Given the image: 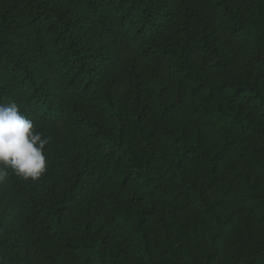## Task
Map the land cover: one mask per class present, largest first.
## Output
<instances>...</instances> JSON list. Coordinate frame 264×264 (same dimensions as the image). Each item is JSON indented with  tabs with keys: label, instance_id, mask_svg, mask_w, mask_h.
I'll return each instance as SVG.
<instances>
[{
	"label": "trees",
	"instance_id": "1",
	"mask_svg": "<svg viewBox=\"0 0 264 264\" xmlns=\"http://www.w3.org/2000/svg\"><path fill=\"white\" fill-rule=\"evenodd\" d=\"M254 2L258 12L251 18L239 0L0 1V104H17L44 136L53 126L98 140L94 152L78 148L81 161L65 148L57 178L45 173L29 186L10 173L14 187L0 182L6 203L0 221L6 214L13 222L26 219L64 249L60 255L44 247L39 264H126L129 258L142 264H264V247L248 256L239 247L230 261L223 260L221 242L239 213L224 215L226 200L209 201V191L225 179L219 162L228 153L229 137L264 136V122L242 119L234 107L239 103L264 118L263 74L248 70L239 80L229 57L234 43L256 46L252 59L264 67V2ZM19 5L29 17L23 31L13 17ZM204 65L218 69L220 77L212 79ZM170 78L182 79L195 97L193 114L222 132L223 140L204 138L202 125L192 134L188 126L171 123L183 98L181 91L166 98ZM126 96L137 103L150 96L160 107L158 140L156 129L145 130L142 116L125 115ZM219 97L224 99L215 104ZM96 153L106 160L98 162ZM193 158L203 180L188 178ZM259 168L264 175V162ZM109 182L117 184L106 194L113 204L109 219L126 240L118 242L111 230L100 236L92 217L75 218L72 232L67 220L74 201L93 192L94 183ZM256 183L245 182L236 196L264 225V198ZM176 188L207 219L188 212L187 223L188 204ZM16 194L24 199L17 202ZM239 239L232 240L239 245Z\"/></svg>",
	"mask_w": 264,
	"mask_h": 264
},
{
	"label": "rangeland",
	"instance_id": "2",
	"mask_svg": "<svg viewBox=\"0 0 264 264\" xmlns=\"http://www.w3.org/2000/svg\"><path fill=\"white\" fill-rule=\"evenodd\" d=\"M2 4H9L10 0H0ZM243 5V9L247 16L253 18V13L258 12L254 1L264 0H239ZM27 9L23 5H19L14 11V19L16 22L21 23L22 31L26 29L29 17L27 16ZM180 41L184 40V37L179 36ZM257 50L256 46L240 48L235 43L232 44L229 50V57L234 59V73L236 78L242 80V77L246 74L248 70H251V74L257 72H262L264 77V67L258 63H255L252 59L253 52ZM204 71L210 75L212 79L220 77L219 70L209 66L204 65ZM127 84L123 86V89ZM179 91L182 93L180 97L183 98L180 107L177 111L170 117L171 123H178L181 126H188L189 133L197 134L199 132L200 125L203 129L200 130L204 134V138L209 141H221L224 136L222 132L217 129L210 128L204 125L203 118L200 116L197 118V114H193L192 103L194 102V96H191L188 92L187 86H184L182 79L170 78L169 88L165 94L166 98H171L172 95H178ZM131 95V94H130ZM126 105L124 107L125 115L129 116H142V123L145 130L156 129V138L161 134V131L157 128L159 126L157 112L160 107L154 102L150 96H143L142 100L137 103L132 96H126ZM223 97L216 99L215 104H219ZM148 105H145V104ZM236 111L240 113V117L244 119L245 117H251L256 122H264V118L260 116L258 112H255L248 107L242 106L239 103L234 105ZM56 127H47V133L45 137L50 138L49 146L56 147L59 153L50 152L48 149L46 151V159L48 161L47 172L51 178H57L60 173L62 165L58 163L59 154L63 152L66 148L69 151V156H78L81 161V155L78 153V148H84L91 151H95V146L97 144V139H95L91 134H81V133H70L67 128H63L59 132ZM199 132V133H200ZM230 148L227 155L222 158L219 162L220 169L223 170L225 174V179L223 182L217 184L214 188L209 191V201L211 203L216 202H226L222 206V211L224 215L231 213L232 211H237L239 217L237 222L231 227V232L229 238L221 242L220 254L225 262L232 259V251L236 248H242L244 255H249L254 249H259L264 247V225L256 219L253 212L249 207L241 203L236 194L242 189L245 182H255L256 186L261 191L262 197L264 198V175L260 171L259 163L264 162V136H258L254 134H246L243 136H231L229 137ZM249 143H253L258 147L259 152L253 150ZM95 159L102 163L106 160V157L102 153H96ZM12 173L9 169V174ZM3 181V184L14 187L12 184V179L10 175ZM188 178L190 180H203V172L201 164L196 158H193L188 167ZM20 181H24L30 186L31 180H23L19 178ZM95 189L84 192L85 198L81 200H75L72 211L70 212L67 220V225L73 232L74 219L84 220L85 217L93 218V231L97 232L100 236H104L108 231H112V235H115V239L118 242L125 241L127 236L122 231H114L113 222L109 219L112 200L106 198L108 189L110 187H116L117 184L109 182L107 184L94 183ZM162 187H168L166 183L162 184ZM171 187V186H170ZM3 190V185H0V193ZM176 191L180 192L182 197L186 200L188 207L184 210V220L187 223L190 222V217L188 212L198 214L200 218L207 219V215L202 212L200 207L194 204L189 196L182 193L181 190L176 188ZM125 195V192L123 191ZM162 196V194H160ZM162 198V197H161ZM24 196L21 194H16V201L21 202ZM6 205L4 198L0 197V213ZM222 205V204H221ZM93 207V208H92ZM11 215L6 214L0 221V252H2V262L0 264H6L11 262L13 264H39L42 256L41 251L45 247V251H58L60 255L63 254L64 249L58 245L56 240L51 236L38 232L30 222L26 219L22 221L21 227L20 222H13L10 219ZM9 219V220H8ZM154 229H159L161 226L160 218L157 217L152 223ZM207 227L204 231H207ZM235 235L240 237V243L237 245L233 239ZM234 242V243H233ZM126 264H142L135 259H126Z\"/></svg>",
	"mask_w": 264,
	"mask_h": 264
},
{
	"label": "clouds",
	"instance_id": "3",
	"mask_svg": "<svg viewBox=\"0 0 264 264\" xmlns=\"http://www.w3.org/2000/svg\"><path fill=\"white\" fill-rule=\"evenodd\" d=\"M50 138L15 103L0 104V182L11 172L23 180H39L48 169Z\"/></svg>",
	"mask_w": 264,
	"mask_h": 264
}]
</instances>
